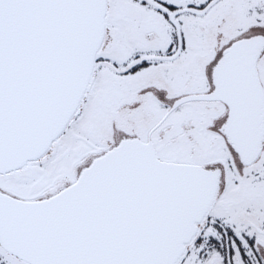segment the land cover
I'll return each instance as SVG.
<instances>
[{
    "label": "snow or ice",
    "instance_id": "obj_1",
    "mask_svg": "<svg viewBox=\"0 0 264 264\" xmlns=\"http://www.w3.org/2000/svg\"><path fill=\"white\" fill-rule=\"evenodd\" d=\"M0 264H264V0H0Z\"/></svg>",
    "mask_w": 264,
    "mask_h": 264
}]
</instances>
